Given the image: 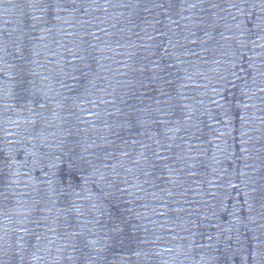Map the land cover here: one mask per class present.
<instances>
[{
	"label": "water",
	"instance_id": "1",
	"mask_svg": "<svg viewBox=\"0 0 264 264\" xmlns=\"http://www.w3.org/2000/svg\"><path fill=\"white\" fill-rule=\"evenodd\" d=\"M0 264H264V0H0Z\"/></svg>",
	"mask_w": 264,
	"mask_h": 264
}]
</instances>
